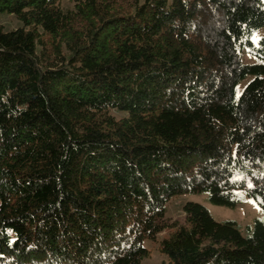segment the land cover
Segmentation results:
<instances>
[{
	"label": "trees",
	"instance_id": "trees-1",
	"mask_svg": "<svg viewBox=\"0 0 264 264\" xmlns=\"http://www.w3.org/2000/svg\"><path fill=\"white\" fill-rule=\"evenodd\" d=\"M0 264H264L263 0H0ZM246 57L252 61H247ZM247 180L251 186H247ZM252 199L241 231L197 202Z\"/></svg>",
	"mask_w": 264,
	"mask_h": 264
},
{
	"label": "rangeland",
	"instance_id": "rangeland-1",
	"mask_svg": "<svg viewBox=\"0 0 264 264\" xmlns=\"http://www.w3.org/2000/svg\"><path fill=\"white\" fill-rule=\"evenodd\" d=\"M0 26H2L5 31H8L20 27L21 22L11 15L1 14ZM261 36H264V29L257 31L254 38L257 39ZM246 60L252 61L248 57H246ZM246 184L249 186L251 182L247 180ZM239 194L242 199L235 207L212 204L204 193L177 195L171 198L165 205V222L168 224L174 222L178 224L184 223L183 205L187 201H192L203 205L214 220L219 222L226 220L234 221L240 226L241 231H244L246 225L251 224L255 218H261L263 213L260 211L257 204L252 199L248 198L244 192L239 191ZM170 232L171 230L165 229L157 234L155 240H144L143 247L148 250V255L141 260L140 264L170 263L169 258L161 254L158 250V242Z\"/></svg>",
	"mask_w": 264,
	"mask_h": 264
},
{
	"label": "snow or ice",
	"instance_id": "snow-or-ice-1",
	"mask_svg": "<svg viewBox=\"0 0 264 264\" xmlns=\"http://www.w3.org/2000/svg\"><path fill=\"white\" fill-rule=\"evenodd\" d=\"M249 186H251V185H249Z\"/></svg>",
	"mask_w": 264,
	"mask_h": 264
}]
</instances>
